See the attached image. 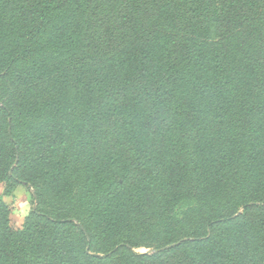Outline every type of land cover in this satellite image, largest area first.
<instances>
[{
    "label": "trees",
    "instance_id": "obj_1",
    "mask_svg": "<svg viewBox=\"0 0 264 264\" xmlns=\"http://www.w3.org/2000/svg\"><path fill=\"white\" fill-rule=\"evenodd\" d=\"M22 21L42 26L56 57L51 70L27 72L19 92L56 95L58 109L35 130L22 123L27 104L0 97V183L28 185L39 207L48 192L65 195L74 163L71 136L85 131L89 167L99 172L95 186L114 180L116 195L102 215L91 206L74 213L83 228L76 237L81 251L66 262L47 258L55 237H29L33 218L41 219L36 213L16 230L0 199V264H32L38 254L49 260L44 264H107L93 256L107 251L110 264H121L115 257L123 251L136 264H264V142L243 144L239 157L202 158L215 180L207 185L213 208L182 236L174 223L154 229L152 254L132 251L137 241L130 225L190 198L189 167L175 160L155 184L142 172L136 188L125 176L153 151H175L168 131L202 132L197 95L204 100L215 93L223 103L227 93L250 89L264 114V0H0L3 32L16 23L12 35L18 34ZM73 66L89 72L79 81ZM90 76L92 83L82 82ZM105 148L110 154H101ZM42 213L52 219V236L77 228L68 216ZM72 248H65L68 255Z\"/></svg>",
    "mask_w": 264,
    "mask_h": 264
},
{
    "label": "rangeland",
    "instance_id": "obj_2",
    "mask_svg": "<svg viewBox=\"0 0 264 264\" xmlns=\"http://www.w3.org/2000/svg\"><path fill=\"white\" fill-rule=\"evenodd\" d=\"M15 25L16 23L10 24L8 26L9 31L6 32H3L0 26V97L10 96L9 98L12 99L14 104L21 102L27 104L25 117H22L24 120L21 121L25 123L26 120L32 123L33 128L37 130L46 124L54 113H57L58 97L56 95L49 96L46 92L42 96L32 95V93L22 95L19 91L24 86L25 80L23 78L27 75V72L34 75L35 68L38 70H51L56 54L53 46L49 44L46 34L42 31V26L36 21L35 23L22 21L19 33L12 35L15 30L12 28ZM73 70L75 71L74 76H78L77 80L79 81L81 77L86 76V73L89 72L85 68L70 67L71 73L74 72ZM93 79V76H90L82 82L85 84L92 83ZM227 95L223 103H221L219 96L215 93H211L204 100L201 99L200 95L195 96L196 102L200 104L198 123L202 128V132L184 136L178 134L177 131H168L165 138L167 142L173 143L175 151L159 154V150H155L148 157L144 166L139 167V161L136 160L125 174L127 185L134 188L142 181V172H145V176L149 177L150 183L155 184L164 179L167 168L175 160H181L186 162L189 167L188 176L193 189L192 196L176 206L172 211H161L152 220H145L144 222L139 220L132 221L129 230L137 241L136 248L132 250L134 253L152 254L156 251L155 244L152 241V232L154 229H158L161 224H176L179 236H182L187 232L192 221H197L208 215L213 207L209 199H207L209 191L207 185L215 180L208 179L209 174L201 165L202 158H207L210 155L213 157L221 156V154L230 158L236 153L239 157V152L243 150V144L248 145L249 142L254 141L264 142V114L260 115L258 113L260 102L262 101L257 98L258 92L250 89L237 90L234 95L228 93ZM213 96L214 98H212ZM23 129L24 127L23 125L21 126L20 122L17 132L20 133ZM84 135L85 131L78 136H71L70 144L74 150V163L71 168L70 188L65 195L57 196L48 192V202L44 206L39 207L34 197V192L28 185L19 181L0 183V195H12L17 187L27 190V194L21 197V203L28 201L32 204L31 211L27 217L21 218L12 215L18 206L15 205L14 200L6 201L3 199L10 209V224L16 230H23L27 226V219L31 217V214L36 213L41 219L33 218L29 237L36 238L44 235L55 237L57 245L47 258L52 259L54 257L60 262H66L67 259L76 257L77 253L81 251V244L76 241V237L78 234L77 229L82 228V226L74 213H88L91 210L89 206H91L102 215L109 202L116 195V190L113 187L115 184L113 183L114 180L110 183L105 182L98 188L95 186V175H98L99 172L89 167V160L92 155L87 152V148L83 145ZM124 146L127 145H123L122 150ZM1 150L2 144L0 140V152ZM114 150L117 149L115 148ZM122 150L120 149V152L123 153L122 158H129V153L122 152ZM102 153L110 154L108 148L102 150ZM119 182H123V180H119ZM29 195L31 197L30 201ZM44 210L51 214L68 216L65 220H71L77 228H71L69 231L60 229L55 231L52 236L50 233L52 227L50 221L52 219L42 213ZM68 212L71 213L69 214ZM178 244L179 242L174 245ZM65 245L73 247L71 255L66 253L65 248L67 246L64 247ZM111 252H94L93 256L102 258L107 264H110V260L107 259ZM115 258L117 260L122 258L121 264H136L131 259L130 251H123ZM48 259H45L42 254H38L32 259V264H44V262L49 261Z\"/></svg>",
    "mask_w": 264,
    "mask_h": 264
},
{
    "label": "clouds",
    "instance_id": "obj_3",
    "mask_svg": "<svg viewBox=\"0 0 264 264\" xmlns=\"http://www.w3.org/2000/svg\"><path fill=\"white\" fill-rule=\"evenodd\" d=\"M27 194V190L22 187H17L12 195H0V199H4L6 201H15V205L18 206L15 208L12 215L18 216L21 218L27 217L31 211L32 204L28 201L21 203V197ZM31 197L29 195V201Z\"/></svg>",
    "mask_w": 264,
    "mask_h": 264
}]
</instances>
